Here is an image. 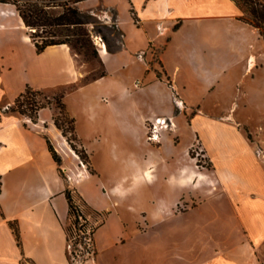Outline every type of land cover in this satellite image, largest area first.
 <instances>
[{
    "label": "crops",
    "instance_id": "0c3cea01",
    "mask_svg": "<svg viewBox=\"0 0 264 264\" xmlns=\"http://www.w3.org/2000/svg\"><path fill=\"white\" fill-rule=\"evenodd\" d=\"M98 1L117 10L120 28L126 37L120 51L103 54L100 50L104 65L109 66V61L120 55L126 56L129 63L142 65L140 78L144 85L135 94L144 98L143 102L138 101L135 109L143 129L154 115L171 116L176 110L166 82L169 79L181 94L183 108L194 106L199 110L188 122L197 135L196 140L206 150L212 163L210 168L215 170L217 159L224 156L227 162H239L254 177V180L251 176L249 179L251 187L243 189L238 174L229 171L224 175V186L213 193L212 199V208L219 214L205 224L216 229L204 230L198 246L200 264H264V165L257 161L254 153L253 164L242 158L243 155L233 154L240 142L249 146L235 116L239 103L234 101L227 113L212 119L205 101L208 96L225 91H234L235 97L245 100V105H254L259 99L264 101V38L259 29L240 19L244 12L235 0H122L124 9L121 10L114 0ZM85 2L95 0L78 4ZM121 11L128 14L130 29L124 26ZM130 11L140 19V27L132 22ZM151 20L161 27L156 35L146 26ZM138 39L143 42L139 43ZM152 50L158 51L155 64L149 62ZM146 52L142 59L141 55ZM84 73L85 64L69 44L50 45L38 52L20 14L17 18L0 19V264H71L65 226L69 204L65 192L73 186H77L94 209L108 213L106 221L95 232L99 251L94 264H112L101 254L117 247L122 239L109 234L108 230L113 217L120 214L116 205L124 198V191L139 189L155 178L160 161L149 156H127L122 158L121 171H117L115 181L97 182V195L82 191L83 180L92 175L55 125L53 110H40L36 121L27 115L7 111L27 86L55 89L77 83ZM106 77L107 74L99 76L92 84ZM5 96L8 100L2 103ZM261 113L264 114V108ZM181 126L176 124V133H180ZM46 135L62 155L61 166L48 148ZM177 135L166 133L164 137L176 144ZM259 145H264V137ZM190 146L184 150L186 161L190 157ZM69 151L73 152L74 163L80 171L78 180L77 171L70 164L65 166L64 152ZM177 155V151L170 150L168 158ZM161 160L163 164L168 161ZM190 160L184 169L166 178L170 185L180 188L183 195L190 181L196 182L193 187L198 189L210 179L194 158ZM60 167L70 170V181L64 179ZM182 176L187 181H180ZM182 199V196L176 198L171 208L176 221L181 220L184 212L178 211ZM202 202L194 207L205 209L208 198ZM11 222L19 227V240ZM104 230L108 233L102 236ZM211 243L213 248H210ZM115 254L117 252H111L108 259L118 257ZM171 254L187 263L186 252Z\"/></svg>",
    "mask_w": 264,
    "mask_h": 264
},
{
    "label": "rangeland",
    "instance_id": "374dc122",
    "mask_svg": "<svg viewBox=\"0 0 264 264\" xmlns=\"http://www.w3.org/2000/svg\"><path fill=\"white\" fill-rule=\"evenodd\" d=\"M114 1L117 2L120 10L124 9L122 0ZM250 3L253 5L252 2ZM238 5L244 12V17L254 19L250 11V4L243 2ZM77 7L86 15V20L89 22L48 27L47 32L52 31L55 34L53 36L55 39L71 42L78 38L81 39L83 47L77 46L76 48L69 45L78 55L80 61L85 64V73L77 83L61 85L55 89H41L42 95H37L36 98L45 103L50 101L51 103L46 108H51L54 116H56L60 110L54 97L62 95L69 115L75 119L78 143L86 150L93 169V171L88 169L87 164L81 160L93 176V179H90L92 176H89L88 179L83 180L80 185L82 191L97 195L96 183L103 180L115 181L117 171H121L122 158L127 156H135L136 158L149 156V158L152 157L154 160L160 161L155 178L150 183L139 189L123 192L124 198L121 203L119 201L116 205L120 214L113 217V222L108 227L109 234L119 235L122 238L121 242L117 247L103 252L101 257H106V260H110L112 264H168L171 260H177L171 253L186 252L185 260L188 259L187 263L178 259L175 264H200L202 258L199 256L201 252L198 246L201 244L202 232L216 229L213 226H206V221L217 217L216 215L219 214L216 209L212 208L213 193L224 186V175L229 171L242 178L243 189L251 187L249 179L253 175L246 171V168H243L239 162L225 161L224 156H219L217 159L218 167L215 170L210 168L212 163L206 154V150L202 143L196 140L197 135H194V131L189 127L188 122L199 110L195 109L194 106L183 108V104L177 100L179 97L181 98V94L177 88L174 92V86L169 79H166V82L171 88V100L176 105V110L171 116H159H164L171 122H175L174 125L171 124L172 128L158 129L155 131L157 135H153V124L158 117L156 114L146 121V129H143L138 111L135 109L138 101L143 102L144 98L143 95L137 96L135 94L136 90L144 85L143 79L140 78L142 65L133 61L129 63L126 56L120 55L112 58L109 61V66L106 67L100 52L101 45L99 42L101 44L105 42L110 53L120 51L126 43L125 32L120 28L117 10L107 8L102 1L98 0L77 4ZM62 11L63 8L58 7L52 9L51 13L58 15ZM18 14L15 5L0 3V19L17 18ZM121 14L124 26L130 29L128 14L125 11H121ZM130 15L134 25L140 27V19L136 14L130 11ZM150 16L152 18V15ZM178 25L179 22L176 27ZM25 26L30 34L37 30V28L29 27L26 24ZM146 26L153 35L161 32L156 21L146 22ZM47 32H43L41 28L37 31L39 35L50 34ZM100 38L103 41H100ZM138 41L139 43L143 42L140 39ZM147 53L142 54L141 58L145 59ZM152 53L149 62L155 64L158 60V51L152 50ZM158 72L162 74L159 66ZM102 73L107 74V77L97 84H92ZM139 80L142 83L137 85ZM235 95L234 91H225L215 96H208L205 99L206 111L211 112L212 119H217V116L229 111L234 101L238 102L239 108L235 116L240 122L239 126L242 132L248 138L249 146L246 147L245 142H240L234 147L233 154L234 156L241 154L243 155L242 158L250 160L249 162L253 164L251 158L252 153H254L257 161L264 165V145H259V141L264 137V114L261 113L262 108H264V101L259 99L255 101L254 105H245V100L242 97L237 98ZM7 100L8 97L5 96L2 103L7 102ZM146 109L148 110L147 107ZM182 110L183 113H181ZM176 124L182 125L179 134L175 130ZM166 133L175 135V137L178 134L177 143L165 139ZM188 145H192L188 151L189 156L197 161L199 168L204 169L209 174L210 179L206 180L198 189L193 187L196 182L190 181V187L183 195L181 189H176L170 185L166 178L172 172H179L184 169L186 163H191L190 157L187 161L183 159L184 150ZM170 150L177 151V157L168 158ZM58 154L62 158L59 152ZM64 155L66 157L65 166L70 164L77 171L76 179H80V171L76 162L74 163L73 152H64ZM222 155L224 154L222 153ZM161 158L168 160L165 162L166 164H163ZM79 165L82 166L81 163ZM70 174V170H63V177L66 181H70ZM252 178L254 180V177ZM70 189L73 191L72 194L75 199L80 201L82 195L77 186ZM181 196L183 199L178 211L184 212L181 220L176 221L173 218L171 208L176 198ZM206 198H208L209 204L205 206V209L203 208L204 210L200 209L202 206L194 207L203 204L206 200L202 202V199ZM88 214H91L95 230L106 221L108 216L106 211ZM65 226L66 228L70 227L69 218ZM107 233L108 231L104 230L101 235ZM213 246L214 244L211 243L210 248ZM98 251L95 243L94 254L85 257L81 264H94L97 260ZM111 252H117L115 255L118 257L108 259Z\"/></svg>",
    "mask_w": 264,
    "mask_h": 264
},
{
    "label": "trees",
    "instance_id": "16d2710c",
    "mask_svg": "<svg viewBox=\"0 0 264 264\" xmlns=\"http://www.w3.org/2000/svg\"><path fill=\"white\" fill-rule=\"evenodd\" d=\"M85 0H0V3H9L16 6L20 16L24 23L32 28H37L35 32L30 34L38 52L44 51L48 46L55 44H70L77 48V46L83 47L81 39H76L74 42L69 40L55 39L52 31L47 32L48 27L61 26L65 24L78 25L81 23H87L86 15L80 11L77 4ZM238 4L247 3L250 4V11L254 16V19H248L247 17H240L244 22L259 29L260 34L264 38V0H236ZM252 2L253 5L250 3ZM61 7L63 11L54 15L51 13L52 9ZM42 29L43 32L50 33L48 35H39L38 29ZM40 37V38H38ZM102 73L101 76H103ZM42 95L41 89H36L31 86H27L26 89L19 94L14 100V104L9 106L7 111L18 113L21 115H27L36 121L40 110L48 107L50 101L47 103L37 100L36 96ZM57 107L59 108V114L54 116V123L58 129L62 131V134L66 137L71 148L77 153V155L87 164L88 169L93 171L90 164L89 156L83 146L78 143V136L76 134L75 119L71 117L66 109V105L63 102V96L54 97ZM67 126V127H66ZM46 141L48 148L52 153L54 160L61 166L62 158L56 151L50 137L46 135ZM60 172L63 176V169L60 167ZM72 190L68 188L65 192L68 204H69V219L73 216L78 217L81 214V205L84 207V212L97 213L98 210L94 209L82 196L81 200L75 199L72 194ZM74 222V220H73ZM76 222V220H75ZM11 226L16 234L17 239H20V231L18 225L11 222ZM67 236L72 233V226L66 228Z\"/></svg>",
    "mask_w": 264,
    "mask_h": 264
},
{
    "label": "built area",
    "instance_id": "2783aa9c",
    "mask_svg": "<svg viewBox=\"0 0 264 264\" xmlns=\"http://www.w3.org/2000/svg\"><path fill=\"white\" fill-rule=\"evenodd\" d=\"M159 29H161V27H159ZM140 83H142V81L139 80L137 85ZM173 89L175 92V87H173ZM177 100L183 104L180 97ZM171 124L174 125V123L166 117H157L156 122L153 124V135H157L155 131L158 129L172 128ZM83 208L84 207L81 205V214L78 215V217L73 216L70 218L72 233L68 235V256L71 264H81L85 257L94 254V235L96 230L92 224L91 214H86Z\"/></svg>",
    "mask_w": 264,
    "mask_h": 264
},
{
    "label": "bare ground",
    "instance_id": "6f19581e",
    "mask_svg": "<svg viewBox=\"0 0 264 264\" xmlns=\"http://www.w3.org/2000/svg\"><path fill=\"white\" fill-rule=\"evenodd\" d=\"M100 41H103L102 38H100ZM99 44L101 45V51L103 54H106L108 52V48L107 45L105 44V42L103 44H101L99 42ZM180 181H187L186 178H184L183 176L179 178Z\"/></svg>",
    "mask_w": 264,
    "mask_h": 264
}]
</instances>
